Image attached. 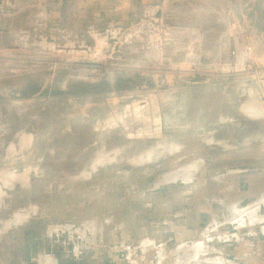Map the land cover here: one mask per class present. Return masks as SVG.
<instances>
[{"label":"rangeland","instance_id":"rangeland-1","mask_svg":"<svg viewBox=\"0 0 264 264\" xmlns=\"http://www.w3.org/2000/svg\"><path fill=\"white\" fill-rule=\"evenodd\" d=\"M72 11L0 0V264H264V0Z\"/></svg>","mask_w":264,"mask_h":264},{"label":"crops","instance_id":"crops-1","mask_svg":"<svg viewBox=\"0 0 264 264\" xmlns=\"http://www.w3.org/2000/svg\"><path fill=\"white\" fill-rule=\"evenodd\" d=\"M23 1L26 5H32L33 8H43L45 13L48 12L50 19H58L62 17V11L67 9H72L74 11L71 12V17H75L76 14H79V18L82 20L81 15L84 18H88V22L94 21L92 26L84 24V28L89 31L94 32L97 28L96 22H101L107 25L110 28H118L121 30L124 27L134 28L140 26L146 20L154 21L158 20L159 18H163L162 15L168 12L169 4H173L175 1L179 0H20ZM47 6H49L47 10ZM41 11V10H40ZM41 13V12H40ZM39 13V14H40ZM81 14V15H80ZM68 17V13H65V18ZM258 209V208H257ZM256 209V210H257ZM246 210V211H244ZM249 208L243 209L241 217H246L247 219L251 220L257 217L255 211H253V215L249 212ZM248 212L251 214H248ZM259 223V222H256ZM258 231L257 236L255 237V233H253V237L249 238L252 240H256L257 244H262L261 246L264 247V225L263 223L258 224ZM255 241V242H256ZM254 243L249 242V247L252 248ZM250 250V249H249ZM247 254V256L251 259L264 261V251H262V256L257 257L256 254L259 251H254ZM198 253L194 256V259L197 258ZM242 254L244 255L245 252L238 254L235 251L226 252L224 257H233V259H237L235 256ZM233 255V256H232ZM232 262V261H231ZM198 264V261H197Z\"/></svg>","mask_w":264,"mask_h":264},{"label":"bare ground","instance_id":"bare-ground-1","mask_svg":"<svg viewBox=\"0 0 264 264\" xmlns=\"http://www.w3.org/2000/svg\"><path fill=\"white\" fill-rule=\"evenodd\" d=\"M178 176H179V175H177V176L175 175L174 178H176V177H178ZM181 177H182V176H181ZM257 208H258V205L256 204L253 208H252V207L249 208V209H250L249 212L253 215V211H255ZM234 211H235V210H234ZM241 211H242V210H240V212H241ZM245 211H246V210H245ZM249 212H248V214H250ZM238 213H239V212H238ZM251 214H250V215H251ZM190 247H191V246H190ZM194 251H195V250H194ZM195 255H196V253H195ZM192 256H193V255H192ZM196 260H197V259H196ZM177 262H178V261H177ZM212 262H213V263H212ZM212 262H211V263L208 262V264H220V263H221V261H219V260H217V261L214 260V261H212ZM224 262H225V261H224ZM206 263H207V262H206ZM179 264H180V263H179Z\"/></svg>","mask_w":264,"mask_h":264}]
</instances>
